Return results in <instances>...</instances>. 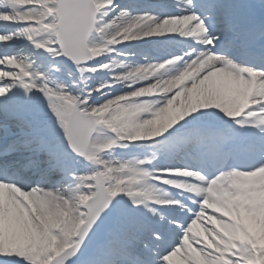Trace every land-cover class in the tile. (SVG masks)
<instances>
[{"label":"snow or ice","instance_id":"6c2138e0","mask_svg":"<svg viewBox=\"0 0 264 264\" xmlns=\"http://www.w3.org/2000/svg\"><path fill=\"white\" fill-rule=\"evenodd\" d=\"M0 264H264V0H0Z\"/></svg>","mask_w":264,"mask_h":264}]
</instances>
